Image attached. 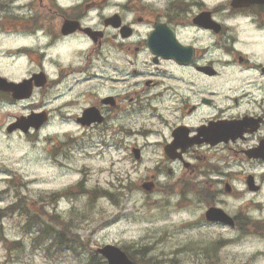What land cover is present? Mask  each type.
Returning <instances> with one entry per match:
<instances>
[{
	"label": "rangeland",
	"instance_id": "1",
	"mask_svg": "<svg viewBox=\"0 0 264 264\" xmlns=\"http://www.w3.org/2000/svg\"><path fill=\"white\" fill-rule=\"evenodd\" d=\"M230 23L238 25L240 30V52L254 53L261 47L263 51V33L252 34L242 20ZM20 42L28 41L0 35V54L7 52L8 56L11 46H18ZM39 43L32 37L29 45ZM77 49L78 56L74 57ZM88 50L90 47L72 46V42H61L46 50L47 57L59 60L55 67H49L51 75L63 81L55 83L46 93L36 92L32 102L43 100V108L50 110L57 106L56 95L59 102L80 100L77 106L52 114L49 123L38 131L29 135L20 131L8 134L6 125L25 115L22 109L25 103L0 104V264H103L94 251L105 243L123 247L135 264H207L204 252L215 243L222 245L221 239L227 240L232 233L218 228H181L187 209L177 208L186 202L184 195L174 190L172 184L181 176L182 169L162 158V147L157 144L160 137L148 130L153 127L152 116L143 113L128 116L122 122L125 134L122 136L118 132L113 137L122 136L127 147L132 143L140 147L143 151L141 161L126 155L130 152L128 148L114 146L109 129L95 127L83 131L73 122L72 116L84 106L82 93L88 90L95 98L107 93L111 75L117 77L124 63L122 54L119 71L113 62L108 65L97 61L96 67L89 72L90 76L96 72L97 77L84 81L80 77L77 84L72 81L75 75L71 74L74 69L71 66H81ZM133 65L138 66L129 62L123 74V96L137 88L138 77L130 75ZM31 69H35L34 64L27 63L25 58L20 61L10 55L5 61L0 59V75L9 77V73H13L16 81L27 77L25 73ZM234 70L224 74L232 76L224 83L225 90L235 85L234 76H247L244 72L236 74ZM58 73L63 77L57 76ZM138 101V97L132 102L123 99L121 105H135ZM114 113H110L112 118ZM64 119H70L71 124L62 122ZM82 132L80 139L72 140ZM70 140L71 144L86 148L87 154L67 152L68 145L62 144L70 145ZM55 152L62 164H55ZM67 154L69 157L65 158ZM162 159L164 162H159ZM166 167L173 171L170 178L166 175ZM231 168L237 170L238 166L233 164ZM254 171L263 173L264 163H255ZM156 172L159 173V188L153 193L144 192L140 184ZM53 193L57 194L52 196ZM222 198L235 205V201L225 195ZM261 198L258 195L256 201L264 206ZM47 203L49 206L45 205ZM13 204L19 213L4 210ZM192 208L191 213L199 210ZM261 208L255 211L257 220L264 218V207ZM34 213L42 215L39 218L41 226H33L37 219L32 217ZM40 234L43 235L41 239L38 238ZM259 239L256 237L250 243H225L209 261L214 264H264V256L254 255L264 247V239Z\"/></svg>",
	"mask_w": 264,
	"mask_h": 264
},
{
	"label": "flooded vegetation",
	"instance_id": "2",
	"mask_svg": "<svg viewBox=\"0 0 264 264\" xmlns=\"http://www.w3.org/2000/svg\"><path fill=\"white\" fill-rule=\"evenodd\" d=\"M231 1L0 0V12L11 16L14 40L28 41L13 47L34 64L35 69L28 71V76L44 72L45 84L41 88L57 80L49 67H55L59 60L47 57L46 50L61 42L78 37L87 40L90 51L79 70L94 66L96 50L103 51L106 63L112 61L113 52L116 57L120 53L138 57L141 70L133 73L139 74L136 93L140 106L155 118L154 135L160 137L157 144L162 147V158L182 169L181 176L172 185L184 195L187 208L199 209L193 217L187 214V225L198 223L228 229L232 232L230 243L235 244L250 243L257 234L264 239V232L257 231L260 226L255 218V198L263 195L264 172L256 174L255 163L260 160L247 155L248 150L264 139L261 134L264 130V52H239L240 30L230 22L242 20L252 27V32L264 34V3L233 6ZM32 37L40 43L29 45ZM167 47H179L178 54L162 50ZM114 62L119 64L120 59ZM224 68H237L249 75L234 76L232 79L237 84L225 90L224 83L232 76H224ZM5 78L12 80L11 76ZM109 95L114 97L112 104L102 98H95L93 102L92 96L93 103L81 109L94 106L104 115L101 124L92 126L111 124L110 113L117 108V98ZM84 96L90 99L88 93ZM5 101L14 99L0 90V102ZM33 110L42 111L41 103L30 109ZM242 119L249 123L252 119L258 120V129L252 131L246 127L237 138L219 140L220 126ZM202 126L205 127L203 134L195 137ZM177 129L180 132L175 137L173 132ZM191 137L197 138L196 143L188 144L183 151L178 146L173 152L175 158L166 154L169 144L188 143ZM117 143L119 147L122 145L120 141ZM163 159L159 162L163 163ZM233 164L238 166L237 170L231 168ZM249 175L254 178L253 185H259L257 191L248 188ZM223 195L234 200L235 205L223 199ZM210 207L225 211L233 219V225L208 221L205 212ZM258 253L264 254V251Z\"/></svg>",
	"mask_w": 264,
	"mask_h": 264
},
{
	"label": "water",
	"instance_id": "3",
	"mask_svg": "<svg viewBox=\"0 0 264 264\" xmlns=\"http://www.w3.org/2000/svg\"><path fill=\"white\" fill-rule=\"evenodd\" d=\"M89 117L93 118V116ZM42 122V117L31 115L28 118L18 119L17 123L13 124L10 127V130L16 127H20L24 131H27L30 126L37 129L42 124ZM144 187H146V189H149L146 185H144ZM218 217L219 216H216V218ZM98 252L108 259V264H132V262L127 259L126 255L114 246L106 245L102 249H98Z\"/></svg>",
	"mask_w": 264,
	"mask_h": 264
},
{
	"label": "bare ground",
	"instance_id": "4",
	"mask_svg": "<svg viewBox=\"0 0 264 264\" xmlns=\"http://www.w3.org/2000/svg\"><path fill=\"white\" fill-rule=\"evenodd\" d=\"M3 57V56H2ZM10 74V73H9Z\"/></svg>",
	"mask_w": 264,
	"mask_h": 264
}]
</instances>
